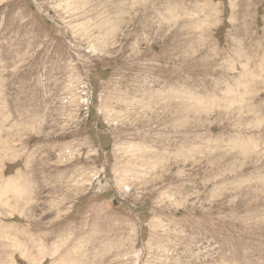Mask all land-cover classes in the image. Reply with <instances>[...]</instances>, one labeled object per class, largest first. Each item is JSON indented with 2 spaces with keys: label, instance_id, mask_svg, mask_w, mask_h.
<instances>
[{
  "label": "rangeland",
  "instance_id": "374dc122",
  "mask_svg": "<svg viewBox=\"0 0 264 264\" xmlns=\"http://www.w3.org/2000/svg\"><path fill=\"white\" fill-rule=\"evenodd\" d=\"M0 264H264V0H0Z\"/></svg>",
  "mask_w": 264,
  "mask_h": 264
}]
</instances>
